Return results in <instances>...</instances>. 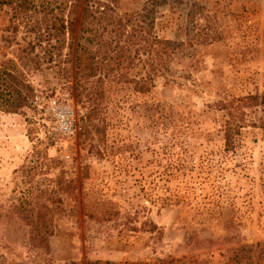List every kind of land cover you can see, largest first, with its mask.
<instances>
[{
    "label": "rangeland",
    "instance_id": "374dc122",
    "mask_svg": "<svg viewBox=\"0 0 264 264\" xmlns=\"http://www.w3.org/2000/svg\"><path fill=\"white\" fill-rule=\"evenodd\" d=\"M117 7L183 43L173 65L182 86L137 94L94 76L97 107L86 115L56 71L36 73L37 94L55 93L35 109L0 110V264H264V132L244 127L223 152L214 108L223 96L264 92V0ZM8 20L0 12V60L22 36L1 39ZM37 152L57 163L38 168ZM41 187L51 234L32 241L22 208Z\"/></svg>",
    "mask_w": 264,
    "mask_h": 264
},
{
    "label": "trees",
    "instance_id": "16d2710c",
    "mask_svg": "<svg viewBox=\"0 0 264 264\" xmlns=\"http://www.w3.org/2000/svg\"><path fill=\"white\" fill-rule=\"evenodd\" d=\"M117 2L0 0V12L9 18L4 28L7 35L1 39L12 44L19 28L22 33L20 41L15 42L14 55L0 60V110L18 113L35 109L37 97L49 96L55 89L48 87L49 93L44 90L37 94L31 78L39 73L45 79L52 70L66 86L63 94L87 104L86 115L97 107L94 100L98 89L91 85L94 76L95 81L121 79L132 84L137 94L150 92L158 83L182 86L173 65L179 63L183 43L156 36L151 23L136 18L138 12H118ZM214 108L223 112V152L234 150L244 127L264 132V92L223 96ZM34 157L38 168L57 163L45 152H37ZM168 168L170 175L175 167ZM45 191L41 187L34 203L24 201L22 208L25 222L32 229V241L51 234V207L42 201L47 198Z\"/></svg>",
    "mask_w": 264,
    "mask_h": 264
},
{
    "label": "built area",
    "instance_id": "2783aa9c",
    "mask_svg": "<svg viewBox=\"0 0 264 264\" xmlns=\"http://www.w3.org/2000/svg\"><path fill=\"white\" fill-rule=\"evenodd\" d=\"M69 112H70V111H69ZM70 114H73V113H71V112H70ZM68 128H69L71 131H72V130H74L73 124L69 123V125H68ZM71 131H70V132H71ZM64 157H66V158H67V157H68V155H67V154H65V155H64Z\"/></svg>",
    "mask_w": 264,
    "mask_h": 264
}]
</instances>
